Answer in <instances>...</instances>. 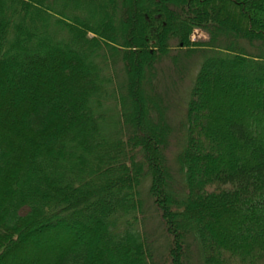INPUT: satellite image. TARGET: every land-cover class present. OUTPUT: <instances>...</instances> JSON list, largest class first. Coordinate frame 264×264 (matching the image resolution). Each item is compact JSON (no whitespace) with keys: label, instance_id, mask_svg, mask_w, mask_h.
Returning a JSON list of instances; mask_svg holds the SVG:
<instances>
[{"label":"trees","instance_id":"1","mask_svg":"<svg viewBox=\"0 0 264 264\" xmlns=\"http://www.w3.org/2000/svg\"><path fill=\"white\" fill-rule=\"evenodd\" d=\"M161 260L264 264V0H0V264Z\"/></svg>","mask_w":264,"mask_h":264},{"label":"rangeland","instance_id":"2","mask_svg":"<svg viewBox=\"0 0 264 264\" xmlns=\"http://www.w3.org/2000/svg\"><path fill=\"white\" fill-rule=\"evenodd\" d=\"M206 38H207L206 33L204 34L201 31H199V32H197V33H195V34L192 35V40L193 41L200 40V39L201 40H204ZM202 55H203V53H199L196 56H192L193 59L191 60V63L190 64L191 65L193 64L194 66H192L193 69L190 71L191 73H188L186 75V77L184 79L180 80V82L177 84V89L179 91L178 98L181 97L183 104H185L187 102V98H189L188 97V92L187 93H185V92L186 91H189V89L192 88V85H193V82H194V79H195V73H196V71L198 69V65H199V63H200V61L202 59V57H200V56H202ZM181 109H183V108L180 107L179 110H181ZM177 111L178 110L176 108L175 114H174V112H173V114L175 116H177L178 122L181 121L182 122L181 124H183L185 122L184 119H183V115H182V113L180 114ZM175 116H174V118H175ZM173 121L177 123V121H175L174 119H173ZM171 151H173V150H171ZM144 218H145V220H143L142 224H143V226L146 227L147 233L149 235H152V237L153 236H156L157 238L156 237L155 238L158 239V241H159V243H160L161 246L166 245L167 242L165 241L164 236L161 235V233L157 229V228H160V227H159V225H157L156 220L155 219H150L151 218V215L150 214H146ZM160 264H163V260H161V263Z\"/></svg>","mask_w":264,"mask_h":264}]
</instances>
